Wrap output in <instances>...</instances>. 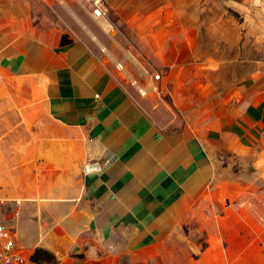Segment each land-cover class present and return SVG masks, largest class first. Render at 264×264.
Segmentation results:
<instances>
[{
    "label": "crops",
    "instance_id": "crops-1",
    "mask_svg": "<svg viewBox=\"0 0 264 264\" xmlns=\"http://www.w3.org/2000/svg\"><path fill=\"white\" fill-rule=\"evenodd\" d=\"M103 2L105 15L149 21L142 49L160 48L165 97L119 75L111 49L121 43L91 19L54 37L34 20L32 0H0V209L31 264L38 251L54 264L144 254L215 188L218 156H264V60L255 57L264 51V0ZM196 56L204 73L181 77ZM87 158L108 163L85 174ZM240 257L221 264H264Z\"/></svg>",
    "mask_w": 264,
    "mask_h": 264
},
{
    "label": "rangeland",
    "instance_id": "rangeland-1",
    "mask_svg": "<svg viewBox=\"0 0 264 264\" xmlns=\"http://www.w3.org/2000/svg\"><path fill=\"white\" fill-rule=\"evenodd\" d=\"M32 2L34 20L42 17L47 23L45 28L47 34L54 37L60 32L74 33L79 27L82 28L80 24L91 19L93 28L115 37V40L121 43L114 42V49L111 50L117 61L123 62L127 72L136 77L141 86L153 81L156 87L149 88L147 95L166 96V69L154 63V59L161 55L160 48L155 43L151 47L153 51L142 49V44L150 46L151 43L149 28L144 26L145 23L148 25L149 21L137 22L134 15L130 16L129 20H120L109 10L107 16L105 15L107 18L105 21L103 18L95 19L91 15L92 6L88 0H32ZM242 24L240 21V32L244 33L245 28ZM83 29L88 35L89 32ZM76 34L80 35V32L76 31ZM136 35L141 36L143 41ZM113 37H110V40ZM243 39L240 37V40ZM134 45L141 52L134 51ZM121 55L123 57L120 60ZM134 55L135 63H132L129 59ZM214 56L215 54H212L208 58L214 59ZM245 56L246 54L239 53V58ZM255 57L264 60V51H259ZM205 62L199 61L196 56V63L189 74L180 76L198 78L201 72L205 71ZM155 73L160 76L153 80ZM119 75L129 81L132 79V76L129 77L123 69L119 70ZM199 84L204 85V81H199ZM217 159L220 162L221 177L213 182L215 188L192 203V210L180 220L168 237L150 247L144 254L139 252L122 255L117 264H221L225 263L226 258L230 260L237 256L241 259L243 257L240 256L254 258L264 256V156L258 154L254 159L252 155L249 160L243 161L238 158L241 163L230 153L218 156ZM5 205L6 201L2 205L4 210ZM16 211L18 212V209H13L12 213ZM35 255L36 264L55 262L53 256H47L40 251ZM243 263L246 264L247 261L238 260V264ZM255 264L263 262L255 261Z\"/></svg>",
    "mask_w": 264,
    "mask_h": 264
},
{
    "label": "built area",
    "instance_id": "built-area-1",
    "mask_svg": "<svg viewBox=\"0 0 264 264\" xmlns=\"http://www.w3.org/2000/svg\"><path fill=\"white\" fill-rule=\"evenodd\" d=\"M88 2L91 3L92 6L91 13L97 18H103L106 20L103 0H88ZM130 58L133 63H135V58L133 56H130ZM116 68L119 70L123 69L124 73H127L129 77L132 76L131 83L137 87V90L141 94H147L150 91L149 88L152 89L156 87L152 83L153 81L149 82L146 86H141L138 82V79L133 75H130L129 72H127L122 61L116 62ZM144 71L146 72V69H144ZM159 76L160 75L158 73H155L153 80L158 79ZM107 163V159L99 160L95 158H88L82 165V171L85 174L99 172L104 168V166L107 165ZM3 202L4 200L0 199V203ZM15 202L18 203L17 200ZM16 214V212L13 213L14 216H16ZM3 217L4 213L0 209V264H31V260L27 256H24L18 250L14 237L12 236L11 230L5 223Z\"/></svg>",
    "mask_w": 264,
    "mask_h": 264
},
{
    "label": "water",
    "instance_id": "water-1",
    "mask_svg": "<svg viewBox=\"0 0 264 264\" xmlns=\"http://www.w3.org/2000/svg\"><path fill=\"white\" fill-rule=\"evenodd\" d=\"M62 37H63L62 43H63V42H68V41H69L68 36H67L66 33H65ZM31 258H32L33 260H36L35 256H31Z\"/></svg>",
    "mask_w": 264,
    "mask_h": 264
}]
</instances>
